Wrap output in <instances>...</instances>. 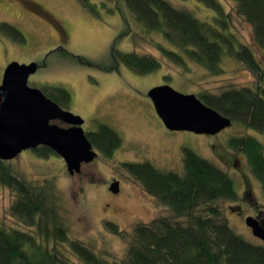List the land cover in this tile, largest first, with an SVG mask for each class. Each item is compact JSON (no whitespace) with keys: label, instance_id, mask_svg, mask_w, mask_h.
<instances>
[{"label":"rangeland","instance_id":"1","mask_svg":"<svg viewBox=\"0 0 264 264\" xmlns=\"http://www.w3.org/2000/svg\"><path fill=\"white\" fill-rule=\"evenodd\" d=\"M169 1L190 9L202 20L214 19V10L198 0ZM221 1L231 22L227 34L235 48L251 46L264 70V48L255 42L253 25L238 13L234 0ZM4 22L18 27L26 42H19L0 26V84L12 61H36L42 66L30 76L31 86L67 88L73 94L69 109L84 117V128L95 130L105 123L122 137V146L110 162L97 158L99 161L86 164L81 174H70L58 153L45 156L24 150L6 161L36 193L47 191L57 207L69 239L51 241V246H57L72 264H88L71 248L73 240L88 245L110 262L125 259L135 226L174 215L169 206L145 190L124 163L150 161L161 170L183 172L186 147L233 177L238 199L216 205L238 234L264 245V239L255 236L247 224L250 216L264 220L261 182L252 172L246 153L230 144L234 136H252L264 142V132L239 121L218 134L171 131L148 95L150 89L163 84L197 95L231 87H257L263 80L245 63L234 55H224L221 65L225 72L217 74L186 53L182 54L186 63L175 62L160 47L170 48L172 44L161 33L139 23L123 7V0H88V5L82 0H0V25ZM132 51L153 56L161 63L156 70L139 74L118 58L119 52ZM114 178L120 182L118 193L109 190ZM18 198L19 193L0 179V223L37 233L36 226L25 224L14 214L12 208ZM176 219L186 222L185 218Z\"/></svg>","mask_w":264,"mask_h":264},{"label":"trees","instance_id":"2","mask_svg":"<svg viewBox=\"0 0 264 264\" xmlns=\"http://www.w3.org/2000/svg\"><path fill=\"white\" fill-rule=\"evenodd\" d=\"M82 1L88 5V0ZM198 1L214 10L211 22L169 0H123V7L147 30L161 33L172 44L170 48L160 47L175 62L186 63L182 55L186 53L217 74L225 72L221 65L224 55H234L245 63L263 80L257 87H231L199 96L234 122L264 132V70L253 48L245 44L235 48L227 34L231 22L221 0ZM234 1L238 13L253 25L256 44L264 48V0ZM0 26L11 31L19 42H26L18 27L7 22ZM118 58L139 74L152 72L161 63L153 56L134 51L119 52ZM44 90L60 103L68 104L73 98L63 86L49 85ZM100 127L93 140L101 150L113 151L121 145L118 131L105 123ZM230 144L246 153L264 192V142L252 136H234ZM54 153L52 148L43 146L42 155ZM183 165V172H179L161 170L150 161L124 163L145 190L169 206L174 215L135 226L125 259L110 262L88 245L74 240L73 251L88 264H264V245L238 234L216 205L218 201L238 199L233 177L189 147L183 151ZM0 179L19 193L12 208L14 214L25 224L37 227V233H33L0 223V264H72L57 246L50 245L51 241H67L69 234L48 192L36 193L2 159ZM176 218H185L186 222Z\"/></svg>","mask_w":264,"mask_h":264},{"label":"water","instance_id":"3","mask_svg":"<svg viewBox=\"0 0 264 264\" xmlns=\"http://www.w3.org/2000/svg\"><path fill=\"white\" fill-rule=\"evenodd\" d=\"M40 64L12 61L5 69L0 84V159L8 161L21 152L43 144L52 148L66 161L74 175L83 162L98 155L82 126L85 119L63 108L39 87L29 84L30 76ZM155 109L170 130H188L199 134H218L232 126L233 120L208 105L196 93H183L169 84L153 87L148 92ZM72 124L64 127L57 121ZM111 190L120 191L119 180ZM247 224L255 236L264 239V227L253 216Z\"/></svg>","mask_w":264,"mask_h":264},{"label":"flooded vegetation","instance_id":"4","mask_svg":"<svg viewBox=\"0 0 264 264\" xmlns=\"http://www.w3.org/2000/svg\"><path fill=\"white\" fill-rule=\"evenodd\" d=\"M58 28V30H59V32H60V34L61 35H63V33H64V31L62 30V27L61 26H58L57 27ZM42 66V64H40V67ZM127 66V65H126ZM39 67V68H40ZM46 94H47V96H49V97H51V98H53L49 93H47L44 89H42ZM54 99V98H53ZM55 100V99H54ZM56 101V100H55ZM56 102H58V101H56ZM63 108H65V109H67V110H70L69 108L71 107V105H72V103H73V98H72V100L68 103V104H65V103H60V102H58ZM71 111V110H70ZM77 114V113H76ZM82 116V115H81ZM83 117V116H82ZM84 118V117H83ZM163 122V121H162ZM57 123H59L60 125H62V126H64V127H70V126H72V124H70V123H67V122H65V121H60V120H58L57 121ZM233 123H234V121H233ZM86 124V121H84V123L82 124V126H83V128H84V125ZM101 124H104V123H100L99 124V126H98V128L97 129H95V130H90L91 128H84V130H85V132H86V135H87V137L89 138V140L91 141V143L93 144V147H94V149L97 151V153H98V155L96 156V160L97 161H99L98 159H103V161H106V162H110V160L114 157V153L122 146V143H121V145L120 146H118V147H116L113 151H109V150H107V151H103V150H101L97 145H96V142L93 140V139H95L94 137L96 136L95 134L100 130V126H101ZM163 124H164V122H163ZM233 125V124H232ZM164 126L166 127V125L164 124ZM167 128V127H166ZM168 130H170L169 128H167ZM172 131V130H171ZM43 146H46V145H43V144H41V145H39L38 147H36V148H30V149H27V150H31V151H35V152H38L39 154H41L42 153V148H43ZM55 153H57V152H55ZM54 153V154H55ZM60 155V154H59ZM61 156V155H60ZM62 157V156H61ZM63 158V157H62ZM98 158V159H97ZM64 159V158H63ZM94 159V160H95ZM65 160V159H64ZM93 160V161H94ZM93 161H91V162H93ZM66 162V161H65ZM91 162H83L82 163V167H81V171L80 172H77V173H75V174H81L84 170V166L86 165V164H89V163H91ZM240 162V160L238 159V162L237 163H239ZM74 174V175H75ZM114 180H118V179H116V178H114V179H111L110 181V185H109V190L110 191H112L111 190V184L113 183V181ZM113 192V191H112ZM115 193V192H114ZM248 193H249V195H252V193H253V190L252 189H250L249 191H248ZM254 218H256L262 225H263V227H264V220L261 218V216L259 217V216H256V217H254Z\"/></svg>","mask_w":264,"mask_h":264}]
</instances>
